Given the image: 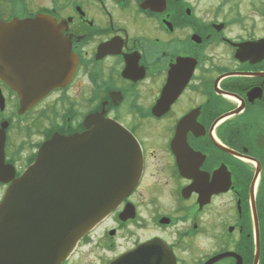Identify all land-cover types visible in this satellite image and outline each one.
<instances>
[{
    "label": "flooded vegetation",
    "instance_id": "1",
    "mask_svg": "<svg viewBox=\"0 0 264 264\" xmlns=\"http://www.w3.org/2000/svg\"><path fill=\"white\" fill-rule=\"evenodd\" d=\"M27 4L0 0V21L50 17L77 62L22 111L16 85L48 48L32 31L10 33L5 164L20 176L46 141L89 133L91 119L120 124L143 153L134 190L64 264L87 248L98 260L87 264H264V0Z\"/></svg>",
    "mask_w": 264,
    "mask_h": 264
},
{
    "label": "water",
    "instance_id": "2",
    "mask_svg": "<svg viewBox=\"0 0 264 264\" xmlns=\"http://www.w3.org/2000/svg\"><path fill=\"white\" fill-rule=\"evenodd\" d=\"M27 31L38 38L35 45L48 50L46 63L39 70L33 66L28 80L16 85L22 111L63 86L77 62L59 27L42 15L0 22V74L2 47L12 41L10 33ZM89 123L95 127L89 133L56 135L45 142L20 178L5 166V132H0V181L10 183L0 205V264H63L135 188L143 165L136 140L111 121Z\"/></svg>",
    "mask_w": 264,
    "mask_h": 264
},
{
    "label": "rangeland",
    "instance_id": "3",
    "mask_svg": "<svg viewBox=\"0 0 264 264\" xmlns=\"http://www.w3.org/2000/svg\"><path fill=\"white\" fill-rule=\"evenodd\" d=\"M25 1H27V3L29 4V5L28 4L27 5H28L30 10H36L41 5H46V4L48 5V2H49V0H25ZM23 12H24V9H23ZM72 94H74V92ZM126 120L128 121V118H126ZM23 139H24V135H23ZM158 154H160V153L157 152L156 155H158ZM152 166H153V168H156V165H155V167H154V165H152ZM156 177L158 178L157 175H156ZM80 257L77 258V260L73 264H87L88 261H93V262L98 261L97 259H95V256L92 255L91 248H87L85 250L83 256L81 255Z\"/></svg>",
    "mask_w": 264,
    "mask_h": 264
}]
</instances>
